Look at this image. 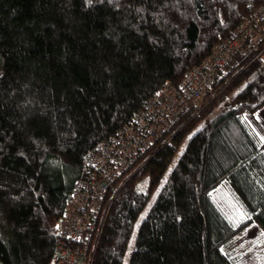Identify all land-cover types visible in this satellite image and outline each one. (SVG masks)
<instances>
[{
  "label": "trees",
  "instance_id": "obj_1",
  "mask_svg": "<svg viewBox=\"0 0 264 264\" xmlns=\"http://www.w3.org/2000/svg\"><path fill=\"white\" fill-rule=\"evenodd\" d=\"M263 5L0 0V264H50L90 154ZM259 52L214 83L200 116L114 175L93 264H231L239 234H264V141L245 119L264 108V63H249ZM225 185L246 214L238 224L213 201Z\"/></svg>",
  "mask_w": 264,
  "mask_h": 264
},
{
  "label": "built area",
  "instance_id": "obj_2",
  "mask_svg": "<svg viewBox=\"0 0 264 264\" xmlns=\"http://www.w3.org/2000/svg\"><path fill=\"white\" fill-rule=\"evenodd\" d=\"M264 47V5L246 19L234 36L216 46L202 64L186 78L155 94L144 110L137 112L125 132L91 153L83 164V176L75 186L71 201L59 219L57 241L50 264H93L103 224L105 195L114 175L125 172L128 162L153 148L184 120L200 116L217 80L240 65L239 57ZM248 66V65H247ZM170 138H168L167 143Z\"/></svg>",
  "mask_w": 264,
  "mask_h": 264
},
{
  "label": "rangeland",
  "instance_id": "obj_3",
  "mask_svg": "<svg viewBox=\"0 0 264 264\" xmlns=\"http://www.w3.org/2000/svg\"><path fill=\"white\" fill-rule=\"evenodd\" d=\"M259 56V60H262L264 47ZM262 117H264V111L260 112L258 119L251 118L249 115L245 116V119L249 125H252L255 120L260 123ZM212 194L214 203L233 224H238L247 218L241 204L229 187L220 186ZM225 252L229 255L231 264H263L264 234L254 224L249 225L246 231L239 234L231 244L225 247Z\"/></svg>",
  "mask_w": 264,
  "mask_h": 264
},
{
  "label": "crops",
  "instance_id": "obj_4",
  "mask_svg": "<svg viewBox=\"0 0 264 264\" xmlns=\"http://www.w3.org/2000/svg\"><path fill=\"white\" fill-rule=\"evenodd\" d=\"M262 61L264 62V56L261 58ZM261 111H264V108H262L260 111H258L255 116H252L251 118H255L258 119L259 118V114ZM253 132L255 133V135L258 137V139L260 141H264V117L261 118L260 123H258L256 120L254 121V123L252 125H250Z\"/></svg>",
  "mask_w": 264,
  "mask_h": 264
}]
</instances>
